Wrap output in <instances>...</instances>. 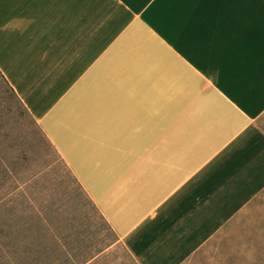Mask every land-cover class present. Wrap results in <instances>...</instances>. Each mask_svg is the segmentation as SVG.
Wrapping results in <instances>:
<instances>
[{"label":"crops","instance_id":"0c3cea01","mask_svg":"<svg viewBox=\"0 0 264 264\" xmlns=\"http://www.w3.org/2000/svg\"><path fill=\"white\" fill-rule=\"evenodd\" d=\"M0 74L137 256L264 184V0H0Z\"/></svg>","mask_w":264,"mask_h":264},{"label":"rangeland","instance_id":"374dc122","mask_svg":"<svg viewBox=\"0 0 264 264\" xmlns=\"http://www.w3.org/2000/svg\"><path fill=\"white\" fill-rule=\"evenodd\" d=\"M211 204L167 257L137 256L0 74V264H264V184Z\"/></svg>","mask_w":264,"mask_h":264}]
</instances>
